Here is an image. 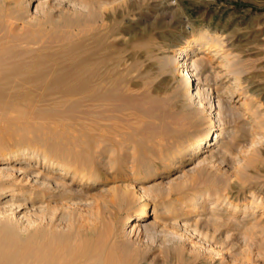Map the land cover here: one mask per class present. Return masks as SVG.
Instances as JSON below:
<instances>
[{
    "label": "bare ground",
    "instance_id": "obj_1",
    "mask_svg": "<svg viewBox=\"0 0 264 264\" xmlns=\"http://www.w3.org/2000/svg\"><path fill=\"white\" fill-rule=\"evenodd\" d=\"M31 1L0 0V141H4L0 144V264H141L138 249L125 238L140 235L148 218L162 215L172 205H206V192L197 190L205 183L202 171L194 176L190 172L206 151L220 145L223 138L235 137L228 134L233 131L220 118L222 97L213 96L212 87L204 88L196 79L201 62L191 60L196 44L205 43V49L218 55L221 45L202 32H179L175 48L160 56L173 63L183 77L175 98L164 99L165 106H172L169 111L174 121H163L157 130L146 120L138 126V51L124 55L109 42L119 33L116 28H95L79 15L60 20L55 7L49 6L52 0H35L31 9L42 11L43 16L33 15ZM182 27L174 26L171 36ZM134 29L136 33L128 37L138 46V26ZM162 39L168 37L162 35ZM154 102L161 103V99ZM203 108L207 123H213L208 130L203 128L186 145L157 148L166 165L187 159V166L163 182L168 185L144 187L143 183L155 177L157 163L151 157L153 152L140 151L138 159V131L143 136L149 133L151 137L157 131L173 138ZM140 110L141 115L148 112L144 107ZM73 146L81 149L78 159L71 157ZM122 148L137 154L134 160L131 155L132 164L119 156ZM101 150L119 153L108 163L112 169L107 164L109 172L94 162ZM77 181L82 191L74 189ZM110 183L113 185L105 188L111 191L109 201L86 216L79 213L74 224L61 226L76 193L80 191L77 195L88 204L85 190ZM137 198L140 203L134 204ZM132 203L125 218L113 211ZM213 207L211 203L210 209ZM179 217L174 220L177 224ZM183 256L185 264L193 258L189 251ZM192 263L209 264L203 260Z\"/></svg>",
    "mask_w": 264,
    "mask_h": 264
},
{
    "label": "rangeland",
    "instance_id": "obj_2",
    "mask_svg": "<svg viewBox=\"0 0 264 264\" xmlns=\"http://www.w3.org/2000/svg\"><path fill=\"white\" fill-rule=\"evenodd\" d=\"M35 4V0L30 3L31 14L43 16L42 11L33 12L31 7ZM49 6L55 7V13L62 21L66 17L79 15L95 28H116L119 33L113 35L109 42L118 46L119 52L124 55L138 51V126H142V120H146L152 129L157 130L164 123L172 124L174 121L169 111L172 106H165L167 103L164 99L175 98L183 77L173 63L160 56L171 51L179 32H202L221 45L219 55L215 54L216 51L205 49V43L196 44L191 53V60L197 58L201 62L196 79L203 82L204 88L212 87L216 93L213 96L218 93L222 97L220 118L228 130L233 131L228 134H235L233 138H223L220 145L206 151L198 159L201 162L190 172L194 176L202 171L205 183L198 185L197 190L206 192L204 199L208 202L206 205L200 202L197 207L189 203L184 204L185 207L179 203L172 205L168 207V213L148 218L140 235L126 237L125 242L138 249L141 264H185L183 255L188 251L193 256L187 261L188 264H193V260H203L209 264H264V0H52ZM182 25L184 27L176 29L177 33L172 37V28ZM137 26L138 46L130 43L131 34L136 33L134 28ZM148 31L149 35L142 37ZM162 35L168 39L163 40ZM224 55H228V58H224ZM202 96L206 98L208 106L207 92ZM158 99H161V103L156 104L154 101ZM140 107L146 108L149 113L141 115ZM206 109L203 108L196 118L199 121L195 119L179 135L173 131V138L166 133L163 135V132L151 131L149 137V133L143 136L142 131H138V159L141 157L140 151L150 155L153 152L151 157L158 166L154 169L155 177L143 183L144 187L154 189L155 183L157 186L168 185L163 182L171 180L175 173L187 166V159L166 165L158 153L164 147L186 145L203 128L208 130L213 123H207ZM157 114L159 117H154ZM149 118L152 121L147 120ZM161 140L164 146L157 144ZM3 142L0 141V144ZM72 148L74 153L71 157L78 159L81 149L78 146ZM109 150L98 151L94 159L108 172L112 169L108 163L115 160L119 153V156H124V161L127 159V164H132L131 155L137 156L128 148H122L119 153ZM107 164L111 169H107ZM111 185L113 183L85 190L84 193L89 195L88 204L82 203V195H77L80 191L76 193L71 205L68 203V219L61 226L64 228L74 224L76 217L86 216L109 201L111 191L106 189ZM74 189L82 191L79 181L74 184ZM135 201L134 204L140 203L138 198ZM211 203L214 204L212 210ZM132 205L114 208L113 211L125 218ZM177 216L181 219L178 224L174 221ZM184 222L188 225L182 226ZM178 252H183V255L179 256Z\"/></svg>",
    "mask_w": 264,
    "mask_h": 264
}]
</instances>
